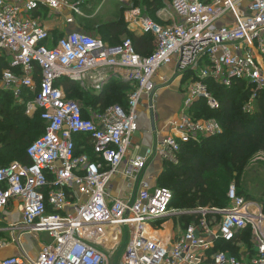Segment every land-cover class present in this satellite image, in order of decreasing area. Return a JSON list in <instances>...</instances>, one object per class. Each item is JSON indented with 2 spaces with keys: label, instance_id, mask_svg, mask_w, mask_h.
<instances>
[{
  "label": "built area",
  "instance_id": "2783aa9c",
  "mask_svg": "<svg viewBox=\"0 0 264 264\" xmlns=\"http://www.w3.org/2000/svg\"><path fill=\"white\" fill-rule=\"evenodd\" d=\"M40 6L55 14L64 8L78 13L63 0H0V60L9 65L0 87L15 100L24 91L32 93L25 114L38 113L45 127L27 148L29 164L0 167V264H108L123 228L129 240L121 264H264L262 203L239 196L231 185L225 209L197 210V222L182 234L159 239L153 225L169 216L172 192L142 178L141 157L121 169L138 130L137 109L145 97L148 110H154L156 92L164 87L156 86L154 78L165 66L173 65L180 79L190 73L193 81L158 143L164 162L178 166L182 145L222 134L216 119L196 117L192 111L200 100L209 110H220L208 82L226 90L243 83L250 92L248 107L257 105L264 95V0H171L165 26L130 9L124 14L126 24L153 37L154 50L146 57L135 52L130 39L110 47L77 31L48 46L47 30L28 17ZM66 23L72 24V18ZM35 65L40 69L38 85ZM107 71L135 79L127 108L113 105L84 118L81 106L55 86L62 78L100 85ZM79 137L87 139L92 157L76 156ZM118 174L136 184L135 194L120 199L108 193ZM241 231L250 233V252L211 253L218 241L231 242ZM43 239L49 242L42 244Z\"/></svg>",
  "mask_w": 264,
  "mask_h": 264
},
{
  "label": "trees",
  "instance_id": "16d2710c",
  "mask_svg": "<svg viewBox=\"0 0 264 264\" xmlns=\"http://www.w3.org/2000/svg\"><path fill=\"white\" fill-rule=\"evenodd\" d=\"M131 1L134 4L140 3L139 0ZM142 2L147 8L148 13L146 15L149 17H153L156 10L163 7V0H142ZM119 6V14L112 20H102L99 24H91L86 20H81L80 24L86 32L100 35L101 38L108 41L110 47L120 45L122 42H119L118 38L127 35L137 54L142 57L149 56L155 46L153 37L129 33L126 30L123 17L120 15L123 7L120 4ZM8 68V63L0 60V78L2 71ZM34 70L38 85L40 69L35 65ZM15 72L18 73L19 71L16 70ZM108 84H105L96 94L85 93V97L91 104L89 108L81 107L84 118L89 117L88 110L92 109L100 112L109 106H113L105 105L107 98L117 96V92L111 91ZM117 85L127 96L134 90V86L126 81L119 80ZM55 86L62 88L65 95L69 97L70 92L78 84L62 78L55 82ZM207 88L209 93L219 101L220 110L213 112L206 107L203 100H200L194 104L192 111L197 117L216 119L220 123L223 133L200 143L182 145L180 147L179 165L165 164V170L158 181L160 182L163 176L167 175L169 176L168 181L166 180L167 184L173 183V185L167 187L157 183L156 187L167 188L172 192L173 199L169 206L170 209L176 206L184 207L187 204L193 209H221L224 206L229 183L235 176L237 177L242 173L255 152H264V95L261 94L258 99L255 112L249 115L244 113L243 108H241V105L243 107V104L250 97L249 89H245L243 83H239L234 89L226 90L212 82H208ZM7 93L0 91V167H7L16 161L29 164L26 154L27 148L32 144L31 142L37 134H40L38 138L43 135L45 129L38 113L32 117H27L25 114V104L33 98L32 93L27 91L22 93V104L16 103L12 94ZM124 98L127 99L123 108H127L128 97L125 96ZM77 142H79L78 147L79 145H86V150L83 153L77 148L76 156L87 154L92 157L87 139L80 137L76 139V145ZM178 193H184V198L178 204H175L173 203L175 194ZM237 193L245 199L260 202L251 196L239 193L238 190ZM178 220L181 223H186L184 227L186 228L190 223L197 222L198 216L183 215ZM240 240L251 251L250 233L249 231H241L236 234L231 242L218 241L211 253L224 251L232 256H237L238 248L236 245Z\"/></svg>",
  "mask_w": 264,
  "mask_h": 264
},
{
  "label": "crops",
  "instance_id": "0c3cea01",
  "mask_svg": "<svg viewBox=\"0 0 264 264\" xmlns=\"http://www.w3.org/2000/svg\"><path fill=\"white\" fill-rule=\"evenodd\" d=\"M9 1L12 3H24L27 0H9ZM63 1L68 3L69 6L74 5L77 8L78 13L75 14L72 12V10H69L68 8H64L62 13L55 14L50 12L44 6H40L36 11H33L28 16L33 18L34 20H37L38 23H40L42 27L47 30L49 34V39L46 44L48 46H53L62 37L74 31L84 33L90 36L80 24L81 17L86 16L85 13L89 9L88 4L90 3V0L89 3L87 0H63ZM118 1L121 0H98V2H102L103 4V6L100 9L106 7V9L109 11L104 16V20H112L118 16L119 14L118 10L120 9ZM140 12L144 17L149 18L157 26H165L168 23H170L169 21H167V18H168V13L171 12V1L169 6L166 5L164 7L157 9L153 17H149L148 15L143 14L142 11ZM70 18H72V24L66 23L67 20ZM123 21L124 24L126 25V30L129 33L139 36L143 35L140 32L131 29L126 24L124 20V15H123ZM92 37L100 38L105 44L109 45L108 41L101 38L100 35H95V36L92 35ZM126 39H129V37L127 35H123L118 38V41L123 42ZM106 75L108 78L109 76L112 75L114 76V74L111 73V71H107ZM107 77H105L101 82L99 91L105 85V80L107 79ZM118 78L121 81H125L124 77L118 76ZM191 78H193V76L190 77V73L187 74V76L183 77L182 79L177 77L175 75V68L173 67V65L165 66L161 68V70H159V72L157 73V76L154 78V83L158 87L162 85H164V87L158 89L156 92L154 110L152 112L148 110L147 100H145L146 99L145 97H143L144 98L143 105L137 109L138 130L133 135L132 143H131L132 147L128 151L126 157L124 158L123 160L124 163L122 164L121 169H125L126 167H128L127 163L130 159H134L136 157H141L145 159V168L142 172V178L149 180L152 187L157 185L158 179L164 171L163 167H165V163H168V162H164L161 159V157L158 155L157 152L158 143L168 134L167 123L173 120L175 116L178 115L182 102L184 100V94L186 93V89L193 81ZM131 84L135 88V82ZM99 91L95 92V94L98 93ZM89 112H88V116H89ZM78 144L79 142H77V148L79 149V151H82L84 153L86 150L85 149L86 145H82V146L79 145L78 147ZM107 191L112 197L125 199L129 195L136 193L137 186L132 180H127L124 176L118 174L116 175L115 178H113L112 182L108 186ZM189 214H191L190 216H194V211L189 212ZM170 217H171L170 219L164 218L154 223L153 227L155 228V232H156L155 236L157 238L170 240L173 239L174 237L179 236L185 230V228L182 229V231L180 230L178 222L177 225L174 226L173 219L178 220L179 217H175L173 216V214ZM162 222H164L165 224L163 225ZM158 224L161 226L162 229L156 228ZM165 225H168L169 229H167ZM236 246L238 248L237 256L238 255L244 256L245 252H250V250L247 249V247L244 245V243L241 240Z\"/></svg>",
  "mask_w": 264,
  "mask_h": 264
},
{
  "label": "rangeland",
  "instance_id": "374dc122",
  "mask_svg": "<svg viewBox=\"0 0 264 264\" xmlns=\"http://www.w3.org/2000/svg\"><path fill=\"white\" fill-rule=\"evenodd\" d=\"M87 1L89 3V0H87ZM170 1L171 0H163V7L166 5L169 6ZM118 2H119L118 4H120L123 7V10L120 12V15L122 17L126 13L125 11L130 10V9H139L145 15H146V13H148L147 8L144 6L142 0H139V2H140V3L138 2L139 4H134V3H132L131 0H121ZM107 4H109V3H107ZM88 6H89V9L85 13L86 16H82L80 20H86V22H89L91 24L92 23L93 24L101 23L102 20H104V16L109 12L106 9V7H104L103 9H100L103 6V4H102V2H98V0H90V3L88 4ZM87 33L90 34L91 37H92V35L95 36V34H93L92 32L88 31ZM106 70H108V69H106ZM89 75L96 76L95 72H91ZM119 80L120 79L118 78V76H115V75L109 76V78L107 77V79L105 80V84L109 83L108 85H110L109 88L111 89V91L117 92L116 97L113 96L112 98H107L105 105H107V106L108 105H117V106H121V107H123L125 105L127 98L125 99L124 97L125 96L128 97V96L126 93H123V91L120 87H118L117 82ZM99 86L100 85H97V84L93 83L92 81H86L83 84H78V86H75L74 89L70 92V96L69 97L66 96V99L78 103L82 108H89L91 103L85 97V93L91 92L94 94L95 92L99 91V89H100ZM105 88H107V87H105ZM0 91L5 92L1 87H0ZM5 93H7V92H5ZM75 95H77V96L74 97ZM15 102L18 104H22V99L21 100H15ZM248 102L249 101H246V103L243 104V107L241 105V108H244V109L247 108L249 110L254 109V111H255V108H256L255 105L251 104L250 107H248L249 106ZM89 111L90 110H88V112ZM39 136H40V134H37V136L32 140L31 143H33ZM165 164H167V163H165ZM163 170H165V167H163ZM168 179H169V176L164 175L163 179L160 182L158 181V184L161 186L172 187L173 183L167 184L166 180L168 181ZM231 185H234L237 188V190L239 191V193L244 194L245 196H251V197L259 200L263 204V207H264V152L263 151L255 152L251 156V158L247 162V165L243 169L242 173L239 174L237 177L235 176L234 179L229 183V186H231ZM183 198H184V193L175 194V198H174L173 203L178 204ZM223 208L224 209L226 208V199L224 200V206L221 209H223ZM200 209L201 208L193 209V208H191V206H189V204L185 205L184 207L183 206L172 207L170 210V214H169V216L166 217V219L167 218L170 219L171 218L170 216H172V214L175 217H180L183 215L190 216L191 214H189V212H192V211L196 212L197 210H200ZM212 209H214V208H205L202 210H212ZM176 215H178V216H176ZM177 222L179 224L180 230L182 231V229H184V227L186 226V223H181L180 220L173 219L174 226L177 225ZM162 223H163V225L165 224L164 222H162ZM165 227L167 228L168 225H165ZM156 228L162 229L159 224L157 225ZM128 240H129L128 231L126 228H123V239L121 241V244L118 248L112 250L110 252V254H108V264H121L122 256H123V253L125 251V247L127 245ZM48 242L49 241L46 239H43L41 241L42 244H45V243L47 244ZM249 242H250V239H249ZM38 247H39V244H38ZM36 248H37V246H36Z\"/></svg>",
  "mask_w": 264,
  "mask_h": 264
},
{
  "label": "water",
  "instance_id": "95a60500",
  "mask_svg": "<svg viewBox=\"0 0 264 264\" xmlns=\"http://www.w3.org/2000/svg\"><path fill=\"white\" fill-rule=\"evenodd\" d=\"M125 81L128 83H133L135 81L134 78H128V77H124ZM164 219V218H163Z\"/></svg>",
  "mask_w": 264,
  "mask_h": 264
}]
</instances>
